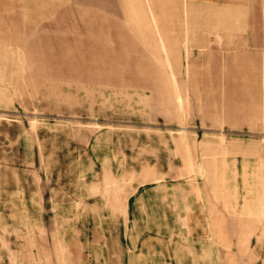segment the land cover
I'll return each instance as SVG.
<instances>
[{
    "label": "rangeland",
    "instance_id": "obj_1",
    "mask_svg": "<svg viewBox=\"0 0 264 264\" xmlns=\"http://www.w3.org/2000/svg\"><path fill=\"white\" fill-rule=\"evenodd\" d=\"M0 264H264V0H0Z\"/></svg>",
    "mask_w": 264,
    "mask_h": 264
},
{
    "label": "crops",
    "instance_id": "obj_2",
    "mask_svg": "<svg viewBox=\"0 0 264 264\" xmlns=\"http://www.w3.org/2000/svg\"><path fill=\"white\" fill-rule=\"evenodd\" d=\"M90 49L92 50V48H88L87 51H89ZM78 53L79 54H74V56H72L71 58L72 59H76V62H80V60L83 59L82 64H85V65H87V63H88V65H91V66H94V64H96V65L99 64L100 65L101 63H103V61H105V58H104L105 54H103L102 51L99 52L97 55H94V54H86V55H84V53H82V52H78ZM85 56H86V58L90 57L88 59V61H91V64H89V62L86 60V58H84ZM78 64H81V63H78ZM103 163H104V166H106L107 164L109 165V166H106V167H109L110 173L112 175H114V167H113L112 163L108 162L107 159H105L103 161ZM92 170H93V168H92Z\"/></svg>",
    "mask_w": 264,
    "mask_h": 264
}]
</instances>
